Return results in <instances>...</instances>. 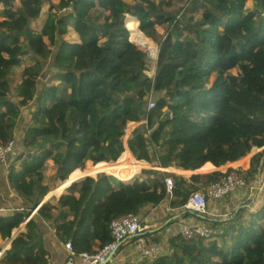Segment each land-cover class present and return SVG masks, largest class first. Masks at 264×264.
Masks as SVG:
<instances>
[{"label":"trees","instance_id":"1","mask_svg":"<svg viewBox=\"0 0 264 264\" xmlns=\"http://www.w3.org/2000/svg\"><path fill=\"white\" fill-rule=\"evenodd\" d=\"M190 1L20 0L0 25V144L15 143L1 189L21 205L5 210L0 197V264H54L50 229L76 252L94 253L111 242L115 218L166 200L214 234L171 232L146 264H264V201H254L264 166V0H196L189 23L167 10ZM129 22L157 56L132 42ZM70 27L80 40L64 38ZM16 68L22 80L11 86L4 78ZM49 70L56 83L42 80ZM128 150L137 165L186 173L139 166L123 181L83 175L51 195L73 173ZM244 158L249 198L224 217L185 209L196 192L210 209V184ZM206 168L225 172L208 180Z\"/></svg>","mask_w":264,"mask_h":264},{"label":"built area","instance_id":"2","mask_svg":"<svg viewBox=\"0 0 264 264\" xmlns=\"http://www.w3.org/2000/svg\"><path fill=\"white\" fill-rule=\"evenodd\" d=\"M155 51L158 52V49L156 48ZM152 106L153 103L149 102V107ZM142 123H146V120L144 119ZM131 129L127 131V135L130 134ZM14 146L15 143L13 140H10L4 144H0V171L6 164L7 156L13 150ZM127 155L132 164L135 165L131 173L127 176L121 175L123 174L122 161L105 162L103 164H99L85 171L84 174H94L95 176L97 173H106L122 181L129 180L136 175L138 171L137 166L139 167L141 165L135 164L133 157L128 153ZM148 165L152 168L159 169L162 172H175L181 174L186 173L185 171L179 169L168 168L158 164ZM165 183L167 193L171 195L174 181L171 177H165ZM246 186L247 182L245 181L243 175L239 171L233 169L230 172H225L218 178L217 181L210 184L208 189V197L214 200L227 198L233 193L245 189ZM185 209L189 211L205 213L207 209L206 196L200 192L193 193L185 205ZM148 216L149 215L127 213L115 218L110 225L112 236L111 242L99 248L94 253H78L74 250L72 243L67 242L64 244V247L67 251V258L64 264H74L77 258L80 259L84 264H112V257L120 245L125 241L133 239L134 237H137L136 244L141 254L146 258H154V256L160 252V246L151 236L144 235V232L146 231L145 222L147 221ZM148 227H151V225H148ZM180 233L185 239H190L196 235L202 236L204 238H210L214 234V231L207 225L197 223L193 225H182L180 227ZM49 264H52L51 261H49Z\"/></svg>","mask_w":264,"mask_h":264},{"label":"crops","instance_id":"3","mask_svg":"<svg viewBox=\"0 0 264 264\" xmlns=\"http://www.w3.org/2000/svg\"><path fill=\"white\" fill-rule=\"evenodd\" d=\"M121 161L123 163L122 167L124 168L125 166L124 159ZM248 162H249L248 158H244L243 160L237 163H233L231 166L242 167L243 170H246L248 169ZM128 166H129V169L125 170L124 168V171H123V173H126L127 175L130 174L132 171L130 164ZM222 169L224 168H220V169L206 168L202 172L206 173L205 178L210 180L212 178V173L216 171H220L222 173L223 171ZM4 178H5V181L3 182V184H6V173L4 174ZM69 189H70L69 182L62 184L61 192L59 195L63 194ZM255 190H256V193L254 194L255 196L254 201L256 200L255 205H260L264 201V166H263V170L261 172L260 178L257 183V188H255ZM56 196L58 195L56 194ZM249 197H248V192L245 189H243V190L233 193L232 195L227 197V199L222 198V199L214 200L210 198L211 208L208 210L206 209L208 212L206 211L205 213H208L215 217L227 216L233 208H236L239 203L243 202L245 198H249ZM4 209L13 210L16 208L12 206H7V208H4ZM140 215H149L147 218V221L154 222V223L152 222L153 223L152 227L160 226V229H163L161 232L157 234L155 233L152 234V237L154 238V236L156 235L159 237L160 234L164 233L165 241L172 234L171 232H174V233L179 232L180 227L184 224L193 225V224L200 223V224L206 225L205 222L200 220V218L197 216H184L181 213V210L171 209L169 207V203L167 200L155 207H150V206L145 207L140 212ZM171 222H174V223L171 224ZM162 224L165 225L164 228L163 226L161 228ZM46 247L51 253V259L54 262V264H63L65 262L67 258V251L64 247V244L60 241V239L55 235V232L51 229L49 230L48 235H47ZM140 255H141V252L139 254V249L137 247L136 241H132L131 239V240H128L127 243L120 245V247L118 248V250L112 257V264H124L125 261L138 259V257H141ZM149 260H151V258L147 260H142L141 263L138 262L136 264H146ZM74 264H83V262L77 258Z\"/></svg>","mask_w":264,"mask_h":264},{"label":"rangeland","instance_id":"4","mask_svg":"<svg viewBox=\"0 0 264 264\" xmlns=\"http://www.w3.org/2000/svg\"><path fill=\"white\" fill-rule=\"evenodd\" d=\"M19 2H20V0H3L1 2V6H0V25H2L12 15L17 13L16 11L18 10ZM193 2H196V0H191L187 5H185V4L183 5L182 3H180V4L174 6V7L170 8V9H167V10L173 12V14L175 16H177L178 18H181L182 20H184V22L189 23V17L191 16V10H189V9H190L191 3H193ZM199 12H200L199 10H196V11H194L192 13V15L196 16L197 13H199ZM134 25H135L134 22H132V23L129 22L130 29L131 28H133V29L137 28ZM81 33H82L81 31H79V30H77V29H75L73 27H70L69 30H68V33L64 36V38H66L69 41L75 42V41L80 40ZM150 46H152V45H150ZM140 47H146L147 48V46H140ZM148 48H151V47L148 46ZM233 71H237V69L235 68ZM146 73L148 75L151 74V72H146ZM47 74L48 75H46L45 77H42V80L50 81V82H54V83L57 82L56 79L54 77H52V71L51 70H49ZM4 80H9V82L11 83V86H15V84H17L18 82H20L22 80V68H16V69H14L12 71L11 74H6ZM140 104H141L143 110H144V108L147 105L149 106V102L148 103L147 102L144 103L143 101H141ZM23 114H25V118L28 119L29 118V114H30V110L28 111L27 109H24ZM123 159H124V165H125L124 168H125V170L129 169V166H128L129 164L131 166V169H133V167L135 165L132 164V162L130 161L128 156L124 157ZM101 164H103V163H101ZM5 166H6V164H5ZM124 168H123V171H124ZM137 169H139L138 166H137ZM222 170H223V173H224L225 169H222ZM234 170L241 171L243 169H242V167L236 166V167H234ZM1 171H0V197H1V201L3 202L2 204H4L5 207L6 206H12L14 208H18V207L21 206L20 202L13 195H7L1 189L3 186H5V184H3V182L5 181V178H4L5 170L3 169V171L2 172ZM109 171H111V170H109ZM75 173L72 174L70 180L68 181L69 183L72 182V181H75V180H77V179H79L80 177L83 176V174H81L80 172H77L76 174ZM92 176H94V174ZM60 192H61V185L58 188L54 189L51 192V194H57L59 196ZM66 192H68V190ZM152 222L153 221H151V222L146 221L145 222V226H146V229H145L146 231L145 232L148 231L149 232L148 236H151V237H152V234H154V233L157 234V233H159V232H161L163 230V229H160V226L159 227H152V224L154 223V222L153 223ZM148 225H151V227H148ZM132 241H134V240H132ZM127 242L128 241H125L124 243H127ZM157 243L160 246V252L164 251L163 250V245H164V243H166V241L164 239V233L160 234L159 242H157ZM139 254H140V250H139ZM140 256L141 257H138V259H136V260L125 261L124 264H136L138 262L141 263L142 260L149 259V258L144 257L142 254Z\"/></svg>","mask_w":264,"mask_h":264},{"label":"bare ground","instance_id":"5","mask_svg":"<svg viewBox=\"0 0 264 264\" xmlns=\"http://www.w3.org/2000/svg\"><path fill=\"white\" fill-rule=\"evenodd\" d=\"M131 39L138 45V46H149L154 51L153 53L156 55L157 51L156 48H153L152 42L137 28H131ZM152 45V46H150ZM122 176H127L126 173L121 174Z\"/></svg>","mask_w":264,"mask_h":264},{"label":"water","instance_id":"6","mask_svg":"<svg viewBox=\"0 0 264 264\" xmlns=\"http://www.w3.org/2000/svg\"><path fill=\"white\" fill-rule=\"evenodd\" d=\"M131 40H132V39H131ZM132 42L135 43L133 40H132ZM135 44H136V43H135ZM136 45H137V44H136ZM147 48H148V46H147ZM157 54H158V52H157ZM156 56H157V55H156ZM127 153L130 154L129 150L127 151ZM130 155H131V154H130ZM156 165H157V164H156ZM141 166L151 167V166H149V165H141ZM84 175H86V174H84ZM51 195H52V194H51ZM49 197H50V196H49ZM49 197H48V198H49ZM48 198H46V200H47Z\"/></svg>","mask_w":264,"mask_h":264}]
</instances>
